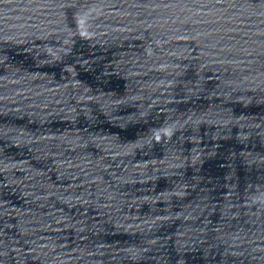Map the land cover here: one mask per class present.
Masks as SVG:
<instances>
[{"label":"water","instance_id":"1","mask_svg":"<svg viewBox=\"0 0 264 264\" xmlns=\"http://www.w3.org/2000/svg\"><path fill=\"white\" fill-rule=\"evenodd\" d=\"M0 264H264V0H0Z\"/></svg>","mask_w":264,"mask_h":264}]
</instances>
